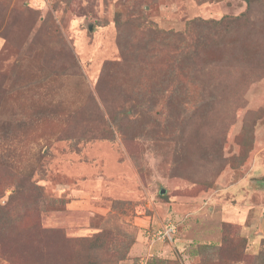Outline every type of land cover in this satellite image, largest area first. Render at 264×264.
I'll return each mask as SVG.
<instances>
[{
  "label": "rangeland",
  "instance_id": "rangeland-1",
  "mask_svg": "<svg viewBox=\"0 0 264 264\" xmlns=\"http://www.w3.org/2000/svg\"><path fill=\"white\" fill-rule=\"evenodd\" d=\"M263 241L264 0H0V264H264Z\"/></svg>",
  "mask_w": 264,
  "mask_h": 264
},
{
  "label": "built area",
  "instance_id": "built-area-1",
  "mask_svg": "<svg viewBox=\"0 0 264 264\" xmlns=\"http://www.w3.org/2000/svg\"><path fill=\"white\" fill-rule=\"evenodd\" d=\"M177 231V225L174 221L168 219L163 223L161 228L153 235L156 241H172L174 234ZM139 264H146V261L142 258Z\"/></svg>",
  "mask_w": 264,
  "mask_h": 264
},
{
  "label": "trees",
  "instance_id": "trees-1",
  "mask_svg": "<svg viewBox=\"0 0 264 264\" xmlns=\"http://www.w3.org/2000/svg\"><path fill=\"white\" fill-rule=\"evenodd\" d=\"M247 3H248V8H249L250 7V1H247ZM224 19H226V16L221 18L220 20L212 21V22L220 23ZM82 241H85V239H82ZM81 243H86V242H81ZM89 243H90V245H89L88 249L90 250L89 251L90 254L85 257L84 264H95L97 261V257H96V253H95L97 247H96V244L94 242H89ZM260 255L264 256V241L262 243Z\"/></svg>",
  "mask_w": 264,
  "mask_h": 264
},
{
  "label": "water",
  "instance_id": "water-1",
  "mask_svg": "<svg viewBox=\"0 0 264 264\" xmlns=\"http://www.w3.org/2000/svg\"><path fill=\"white\" fill-rule=\"evenodd\" d=\"M164 192H165V189H161V190H160V193H164Z\"/></svg>",
  "mask_w": 264,
  "mask_h": 264
},
{
  "label": "crops",
  "instance_id": "crops-1",
  "mask_svg": "<svg viewBox=\"0 0 264 264\" xmlns=\"http://www.w3.org/2000/svg\"><path fill=\"white\" fill-rule=\"evenodd\" d=\"M256 246V249L258 248V245H255Z\"/></svg>",
  "mask_w": 264,
  "mask_h": 264
}]
</instances>
